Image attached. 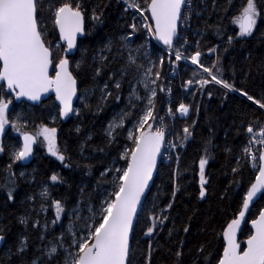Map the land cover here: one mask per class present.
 Returning <instances> with one entry per match:
<instances>
[{"label": "trees", "instance_id": "16d2710c", "mask_svg": "<svg viewBox=\"0 0 264 264\" xmlns=\"http://www.w3.org/2000/svg\"><path fill=\"white\" fill-rule=\"evenodd\" d=\"M61 2L62 0H53L54 4ZM70 2L82 3L86 10L85 35L79 40L76 54L68 56L79 82V98L75 109L80 114L74 113L68 122H63L54 96L35 106L26 102L16 103L13 99L9 107V119L15 121L19 116L26 125L21 131L31 133H35L41 125L56 127L57 143L67 159L62 163L51 156L47 152L46 143H41L38 139L34 158L29 165L13 163L11 153L21 146L20 133L8 128L3 138L5 151L0 153V228L4 229L5 235L0 257H4L10 248L15 251L22 237L28 238L27 259L41 256L50 241L66 232L74 207L81 208L80 214L87 216L89 203L98 205L105 192L113 190L110 181L116 173H109L106 180L100 174L106 166L111 167L116 159H119L116 167L125 166V161L120 157L126 147H131L132 142L126 138L124 130H117L119 135L110 143L106 135L108 124L122 110L132 111L130 121L125 122V128L129 130L139 114V108L146 103L133 99L137 109L128 107L130 82L139 77L134 68L121 80V89L117 93L109 76L117 73L115 78H120L119 69L125 65L128 52L122 50L121 55L116 56L115 47L112 52L105 47L109 41L119 44L121 37L131 32V23L135 22L139 28L141 18L135 16L132 10L126 11L123 0ZM193 2L196 12L184 54L190 56L197 50L205 53L202 59L205 65H212L215 59L217 64L219 57L217 67L222 68V73L219 74L225 80L234 82L237 88L247 91L256 99L264 98V0H256L261 14L253 34L249 37H240L239 26L233 23L246 0ZM41 3L45 8L42 27L46 44L52 48L55 64L64 55L66 46L60 41L51 12L47 11L49 0H41ZM94 9L97 13L103 12L100 21L91 19ZM228 37H233L231 43ZM141 45L143 47L139 53H133L138 57V63L147 66L148 59L158 63L159 58H164L159 83L168 88L171 81L169 71L174 59L170 63L168 53L144 30L132 36L129 48L136 49ZM212 48L216 49L214 54H210L209 50ZM144 53L148 54L147 57ZM101 55L108 56L112 62L107 64L99 77L94 78L93 69L100 63ZM113 56H116L115 60ZM77 63L81 65L79 69H76ZM206 77L200 71L197 72L195 67L182 61L180 74L170 85L172 98L170 99L167 92L158 90L155 114L163 117V123L174 136L178 147L173 152L171 163H160L152 190L140 211L131 242V264H149V244L150 264H177L175 253L178 250L183 253L181 264H217L225 246L223 232L227 223L238 216L247 190L258 174L252 167V161L242 157L250 135L246 127L252 125L254 131L258 132L260 126L264 125V110L213 84L204 89L194 84L187 91L184 90L189 79ZM105 82H108L113 95L106 103H102L101 93ZM85 89L92 90L87 97L84 96ZM137 90L141 96L145 95L141 86ZM6 94L5 87H0V95L12 99V95ZM181 103L189 106L187 116L178 114ZM97 105L102 110L97 111ZM168 108L172 110L170 114H167ZM185 127L190 129L191 136L188 141H184L185 147L182 148L180 141L184 137ZM77 128L80 129L79 132L76 131ZM205 150L208 155L205 169L208 184L205 186L206 196L201 199L198 164L199 159L205 156ZM9 164H13L12 171L16 173V182L5 187ZM234 168L237 169L236 172H233ZM21 172L24 173L23 176H20ZM53 174L60 179L51 181ZM177 184L180 190L176 192L173 201L172 192ZM9 188H14L12 200L8 199ZM45 189L47 196H42ZM53 200H60L65 207V212L55 225L51 224L55 219ZM169 203H172L171 209L167 208ZM263 209L264 193L249 211L239 237L242 248L252 232L249 226L251 219L256 218ZM162 210L168 220L151 236L145 235L150 224L149 218L153 214H161ZM23 217L28 218L27 226L20 223ZM35 221H39L41 227H36ZM46 222L48 229L45 232L42 226ZM184 227L188 228L187 233L183 231ZM41 235L45 237L43 241L40 239ZM201 247L203 252L199 251ZM12 264H17L16 257H13Z\"/></svg>", "mask_w": 264, "mask_h": 264}, {"label": "snow or ice", "instance_id": "6c2138e0", "mask_svg": "<svg viewBox=\"0 0 264 264\" xmlns=\"http://www.w3.org/2000/svg\"><path fill=\"white\" fill-rule=\"evenodd\" d=\"M126 11L132 10L140 12L143 20L139 26L135 22L129 25L131 32L121 37L119 44L113 41L105 46L107 51L112 52L116 49V56L121 55L122 50H127V60L125 65L119 69V79H116L117 73H112L109 80L113 87L119 93L121 89V80L128 75L131 69L139 73L138 78L130 82V91L128 96V107L137 109V102L146 101L143 107L139 108V114L135 117L131 130L125 128V122L130 121L133 116L132 111L122 110L117 116L109 122L106 135L109 142H114L119 135L117 130H124L126 138L132 142L131 147H126L120 158L125 161V166L116 167L119 159L113 161L111 167L106 166L101 172L102 178H107L109 173H116L114 179L110 181L113 185L111 192H105L103 200L94 205L91 202L87 206V216L81 215L82 209L74 207L71 212V218L66 232H62L53 241L49 242L41 253L31 260L27 259L29 248L28 238L22 237L16 246L15 251L10 248L4 257H0V264H12L13 257L17 258V264H131L130 254L132 252L130 239L134 231V221L138 220V208L141 206L142 198L149 188V183L153 180V174L157 170V161L161 156V150L165 146L166 129L163 124V117L155 114V98L160 92H170V88L161 85V71L165 63L164 58H159V62L147 60V66L144 63H138V57L133 55L139 53V46L136 49L129 48L132 36L137 32L144 30L149 36H154L162 41L169 49V62H179L182 59H190L193 65H197L206 73V78L189 79L186 86L191 88L194 84L200 89L206 88L209 84L220 85L229 92H238L246 97L248 101L259 106L264 110V98L256 99L247 91H243L235 86L234 82L225 80L222 75V68L217 64L211 67H205L200 62L202 53L197 50L190 56H184L180 48L174 46L178 38V25L183 22L189 24L192 12V0H125ZM45 8L41 0H0V87L6 86L8 92L6 95H12V99H6L0 95V153L5 151L3 136L5 129L11 125L23 137V145L11 153L13 163L26 161L33 153V146L39 138L46 143L47 152L56 157L62 163L67 159L61 152L57 143V128L41 125L35 133L21 131L26 127L18 116L15 121L9 119V105L13 99L19 100L26 97L31 101L40 100L41 96L49 91L55 92V98L59 101V114L62 117H68L70 113L79 115V110L73 108V99L77 96V75L71 67L68 54L77 48L78 36L85 34V9L82 3L73 4L70 0H62L59 4H54L49 0L47 11L51 12L54 25L59 29V38L64 41L66 48L64 55L54 64L53 51L46 44L45 32L42 27V17ZM147 15H144V14ZM260 9L257 7L256 0H246L238 16L233 23L239 26V36L249 37L255 30L257 19L260 16ZM103 12L97 13L95 9L91 14L93 21H100ZM233 37H228L229 43ZM186 43V41H185ZM198 47V42H197ZM103 51V50H102ZM210 52H215L212 48ZM147 53L144 56L147 57ZM113 56V60L116 59ZM95 62V60H94ZM108 56L101 55L100 63L93 69L94 78L99 77L107 66ZM80 63L76 64V69L80 68ZM216 69V71H213ZM50 70L54 74H50ZM143 87L144 96H141L137 90L138 86ZM91 89H85L84 96L91 92ZM209 96L211 93H208ZM113 95L109 90L108 82L103 85L101 93V102L106 103ZM119 99V95H117ZM87 106V105H85ZM97 111L102 110L97 105ZM171 108L168 109L169 114ZM181 114H187L189 106L181 103L178 107ZM159 121L160 126L154 127ZM80 131L79 128L76 129ZM249 135L248 144L243 149L242 158H250L252 167L257 170L255 183L247 190L246 196L242 201V208L236 218L227 223L223 236L227 241L223 248V254L218 258L217 264H264V210H260L256 218L251 219V228L254 230L246 240V247H241V242L237 239L241 223L245 220V215L249 210L254 197L264 190V148L258 150V153L252 152L253 143L264 146V125H261L258 132L254 131L252 125L246 127ZM184 137L180 141L183 146L184 141L191 136L188 127L183 129ZM91 137H89L90 139ZM169 147H177L176 142H170ZM102 151V149H101ZM205 156L199 159V196L203 199L206 195L205 169L208 164L207 150ZM179 158H177L178 160ZM68 166L67 164L65 165ZM13 164L7 166L8 176L6 177L5 187L9 184H15L16 173L12 171ZM237 169H233L236 172ZM24 173L21 172L20 176ZM51 181L56 182L60 178L53 174ZM180 190L177 184L172 192V200H175L176 192ZM14 188H9L8 199L12 200ZM47 196V189L42 193ZM52 206L55 209V219L51 221L55 225L65 212V207L60 200H53ZM172 208V203L167 205ZM42 210L43 206H42ZM150 224L147 227L145 235L151 236L158 227H162L168 220V216L163 214H153L150 218ZM20 223L27 226L29 223L27 217L20 219ZM36 227H41L39 221L34 222ZM44 231L48 229V223L43 226ZM183 231L188 232L184 227ZM41 241L45 239L40 236ZM5 242L4 229L0 228V243ZM182 247V245H181ZM199 251L203 252L201 247ZM151 245L149 244V264H150ZM182 251H177L175 256L177 264H181ZM207 259V258H206Z\"/></svg>", "mask_w": 264, "mask_h": 264}, {"label": "water", "instance_id": "95a60500", "mask_svg": "<svg viewBox=\"0 0 264 264\" xmlns=\"http://www.w3.org/2000/svg\"><path fill=\"white\" fill-rule=\"evenodd\" d=\"M84 26H85V21H84ZM178 27H179V25H178ZM56 29H57V32H58V34H59V29H58L57 27H56ZM84 35H85V34L78 36V39H77V48H76V49H73L72 52L68 54V56H73V55L76 54V52H77V50H78V43H79V40H80L81 38H83ZM154 39H155V40L159 43V45H161L162 47H167L166 45L163 44L162 41H159V40H157L156 38H154ZM60 40H61V39H60ZM61 42L64 43V41H62V40H61ZM64 44H65V43H64ZM50 74H52V71H51V70H50ZM2 84H3V82H0V85H2ZM4 87H5V89H6V92H8L6 86H4ZM77 88H78L77 96L73 99V108H74V109H75L76 103H77L78 98H79V82H78V79H77ZM13 95H14V94H12V96H13ZM50 96H54V98H55V92H54V91H49L48 93L43 94V95L41 96L40 100H38V101H31V100H28L26 97H22V98H20L19 100H16V99H14V100H15L16 103L26 102V103H28L29 105H33V106H35V105H40L41 103H43L44 101H46ZM243 98L247 100L246 97H243ZM247 101H248V100H247ZM55 102H56V104H57V106L59 107V110H60V104H59V101L56 100V98H55ZM249 102H250V101H249ZM251 103L254 104L253 102H251ZM254 105H255V104H254ZM255 106H258V105H255ZM59 115H60V114H59ZM73 116H74V113H70L68 117H62V116L60 115V118H61V120H62L63 122H68ZM6 132H7V128L5 129V134H6ZM3 137H4V136H3ZM2 140H3V138H2ZM20 142H21V147H22V145H23V137H22V135L20 136ZM36 145H37V143L33 146V153H32V155L28 158V160H26V161H21V164H22V165H29V164L32 162V160H33V158H34V153H35ZM164 148H165V146H164ZM164 148L161 150V156L158 158V161H157V170H156V172H154V174H153V180L149 183V188H148V190H147L146 193H145V197L142 198L141 206L138 208V217H139L140 211H141V209H142V207H143V205H144V203H145V201H146L148 195L150 194V192H151V190H152V187H153V185H154V182H155V179H156V176H157V173H158V169H159V166H160L161 158H162V155H163V152H164ZM257 175H258V174H257ZM253 183H255V180H254ZM250 187H251V186H250ZM263 193H264V190H262L260 193H258L257 196L254 197L252 203L250 204V206H249V210H248V212H247L246 215H245V220H244V222L241 223L240 231H239L238 234H237V239H238V241H239L240 234H241V232H242V230H243V228H244V226H245V223H246V221H247V217H248V214H249L250 209H251L252 206H253V205H254V204L260 199V197H261V195H262ZM263 210H264V209H263ZM136 223H137V221H134V229H135V227H136ZM249 226H250L251 231H254V230L251 228V222H250ZM133 233H134V231H133ZM132 237H133V234H132ZM132 237H131V239H130V244H131V242H132ZM246 240H247V239H246ZM246 240H245L244 243H243V246H244V247H246V243H245ZM3 244H4V242L0 243V250H1V248L3 247ZM224 244H225V246H226V244H227V241L225 240V238H224ZM225 246H224V247H225ZM244 247H243V248H244ZM222 254H223V253H222Z\"/></svg>", "mask_w": 264, "mask_h": 264}, {"label": "built area", "instance_id": "2783aa9c", "mask_svg": "<svg viewBox=\"0 0 264 264\" xmlns=\"http://www.w3.org/2000/svg\"><path fill=\"white\" fill-rule=\"evenodd\" d=\"M192 7H193L194 11L192 12L190 22H189V24H184L183 22H181L180 28H179V32H178L179 35H178V38H177V40L175 42V45H174L175 47L180 48L182 53H184V51L187 49V46H188V35L192 31V29H191L192 28V19H193V16H194L195 12H196V7L194 5L193 0H192ZM185 41H186V43H185ZM168 51H169V49H168ZM182 60H185V59H182ZM186 61H189V59H187ZM178 73H179V66H178V63H177V64H175V66L173 67V69L171 71V78H170L171 81H170L169 84L172 85V82H173L174 78L176 77V75H178ZM214 85H216V84H214ZM216 86L221 88V89H223V90H225L229 94H236L238 96H241L238 92H229L226 89L222 88L220 85H216ZM170 96L172 97L171 93H170ZM170 142H173V140L169 139L167 141V143H166V152H165L164 161L167 164L170 163V161H171V152L175 148V147H169V143ZM251 147H252V152L253 153H258L259 149L264 148V146L258 145V144H255V143H253V145Z\"/></svg>", "mask_w": 264, "mask_h": 264}, {"label": "rangeland", "instance_id": "374dc122", "mask_svg": "<svg viewBox=\"0 0 264 264\" xmlns=\"http://www.w3.org/2000/svg\"><path fill=\"white\" fill-rule=\"evenodd\" d=\"M123 2L125 3V0H123ZM126 5V4H125ZM134 12V11H133ZM135 13V16H138V17H140L141 18V21L143 20V16L139 13V12H134ZM124 36V35H123ZM122 36V37H123ZM151 37V36H150ZM131 43H132V38H131V42L129 43V46L131 45ZM158 44V43H157ZM212 52H210V54H211ZM181 63V61H179V64ZM175 64H176V62L174 61V66H175ZM203 64V63H202ZM206 67V66H205ZM196 70H197V72H201L202 73V70L201 69H199V68H195ZM199 70V71H198ZM170 71H171V67H170ZM169 71V72H170ZM170 74V73H169ZM179 74V73H178ZM203 74H205L206 76H207V74L206 73H203ZM141 87H142V85H141ZM142 89H143V87H142ZM144 91V90H143ZM167 93H170V92H167ZM10 112H11V110H9V112H8V116H9V114H10ZM12 115H14L13 113H12ZM181 116H183V115H185V114H180ZM12 119H14L13 117H12ZM160 126V124H158L157 125V127H159ZM12 128V126L11 125H9V126H7V128ZM132 127H133V125L129 128V130H131L132 129ZM13 130H15L14 128H13ZM168 130V129H167ZM16 131V130H15ZM20 133V132H19ZM20 135H21V133H20ZM189 138V137H188ZM187 138V139H188ZM39 140H40V142L41 143H45V142H43V140H42V138H39ZM206 196V195H205ZM62 217V216H61ZM60 221V220H59Z\"/></svg>", "mask_w": 264, "mask_h": 264}]
</instances>
